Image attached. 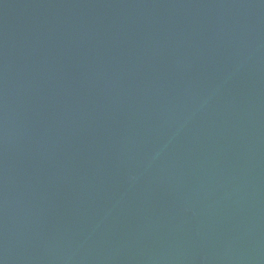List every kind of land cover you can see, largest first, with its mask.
Segmentation results:
<instances>
[{
  "label": "water",
  "instance_id": "95a60500",
  "mask_svg": "<svg viewBox=\"0 0 264 264\" xmlns=\"http://www.w3.org/2000/svg\"><path fill=\"white\" fill-rule=\"evenodd\" d=\"M0 264H264V0H0Z\"/></svg>",
  "mask_w": 264,
  "mask_h": 264
}]
</instances>
